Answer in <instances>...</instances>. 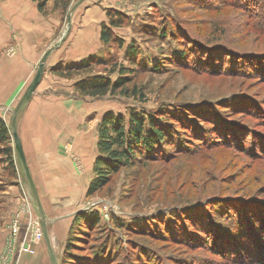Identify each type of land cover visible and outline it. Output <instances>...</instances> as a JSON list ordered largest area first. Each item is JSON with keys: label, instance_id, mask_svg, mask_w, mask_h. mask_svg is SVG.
I'll use <instances>...</instances> for the list:
<instances>
[{"label": "rangeland", "instance_id": "374dc122", "mask_svg": "<svg viewBox=\"0 0 264 264\" xmlns=\"http://www.w3.org/2000/svg\"><path fill=\"white\" fill-rule=\"evenodd\" d=\"M78 1L70 0L67 7L65 0L48 2L42 14L55 18L58 27L51 44L41 48L33 76L45 50L59 43L71 14V32L47 59L44 78L73 83V97L85 102L90 130L84 131L95 135V160L99 124L108 112L122 114L129 122L133 110L177 114L192 108L207 121L194 119L203 127L202 137L181 136L189 142V151L179 153L162 144L158 158L146 163L136 159L121 167L92 195L88 189L96 176L95 160L91 156L85 166L74 156L73 186L81 191L78 211L58 247L59 264H260V255L251 249L264 234L255 204L264 202V0H84L72 11ZM110 9L128 16L123 26L113 28L124 48L100 39ZM76 39L97 41L84 58H106L108 65L92 66V74L73 72L70 78L56 73L55 68L70 62L65 49ZM19 45L1 49L0 55L14 56ZM133 49L138 50L136 56ZM183 50L188 53L183 55ZM61 55L64 59L57 61ZM135 60L140 65H133ZM116 65L132 68L123 75L127 84L122 90L101 97L77 93L74 84L83 77L119 78V71L111 73ZM17 100L11 103L13 112ZM233 126L239 135L232 141L222 130ZM7 146L13 149L11 156L1 153L5 146L0 144V264H19L22 254L17 247L29 240L26 230L40 212L11 129ZM83 214L99 217L85 227L78 219ZM43 241L33 243L34 253L23 254H35Z\"/></svg>", "mask_w": 264, "mask_h": 264}, {"label": "crops", "instance_id": "0c3cea01", "mask_svg": "<svg viewBox=\"0 0 264 264\" xmlns=\"http://www.w3.org/2000/svg\"><path fill=\"white\" fill-rule=\"evenodd\" d=\"M57 27L58 21L46 19L33 0H0V50L20 44L14 56L0 55V116L6 122L12 123L11 103L20 97L22 89H27L26 83L34 77L33 69L42 54L41 48L51 44ZM62 44L52 50L48 58L62 48ZM96 44L97 41L92 44L89 40L76 39L65 49L64 57L79 61L92 53ZM62 58L58 56L57 61ZM44 77L45 72L31 99L20 109L17 131L45 212L47 233L58 256L60 241L66 237L78 211L81 191L79 185L73 186L72 158L79 157L86 166L91 156L95 160L97 142L95 135L91 137L84 131L85 128L90 130L86 124L88 115L84 114L87 108L84 101L73 97V83ZM62 91H68V95ZM80 174L76 176L77 183H81ZM66 180L70 181L69 185ZM87 189L88 185L84 191ZM29 192L36 201L30 189ZM49 263L52 264L46 236L35 254H22L19 261V264Z\"/></svg>", "mask_w": 264, "mask_h": 264}, {"label": "trees", "instance_id": "16d2710c", "mask_svg": "<svg viewBox=\"0 0 264 264\" xmlns=\"http://www.w3.org/2000/svg\"><path fill=\"white\" fill-rule=\"evenodd\" d=\"M33 1L37 2L38 9L41 13H47V4L50 0ZM69 1L70 0H65V7H67ZM244 6H247V8H249L251 4L243 3L242 7ZM107 16L109 21L102 22L100 34L101 41L108 46H111L115 42H119L120 47L124 48V43L121 40L118 41L115 38L113 28L123 26L126 23L128 16L116 9L108 10ZM259 26L260 24L258 25V27ZM131 52L134 56L138 54L137 49H133L131 50ZM184 52L185 51L183 50V55H186V53H188ZM95 65L106 66L108 65V61L106 58L90 55L79 61H70L65 66H59L55 68L54 71L59 75L70 78L75 73H80L82 71H86L88 74H92L91 68ZM133 65H140V62L138 60H135ZM128 70L132 71V68H126L121 65H116L111 70V73L119 71L121 76L116 80H113L112 78H110V76H104L101 74L87 76L81 78L74 84L75 89L80 95L93 97H101L107 95L108 93L116 92L119 89L122 90L127 84V78L123 75L125 74V71ZM256 70L260 71L259 68H256ZM191 109L185 108V112L178 111L177 114L173 112L162 113L161 109L147 112H136L135 110H133L131 112V120L129 122L122 114H116L114 112L106 113L103 116L101 123L99 124V155L97 156L94 163V172L96 176L89 186L88 194L92 195L97 191H100L111 181V177L114 173L119 172L121 167L123 166L131 165L132 163H134V160L140 159V161H145L146 163L152 158H158L159 155H162L160 154V152L164 151L162 144H165V146L168 147V150L177 149V152L179 153H182L185 150L189 151L190 148L188 147L189 145H187V143L189 142L186 143V139H181V136L189 134L188 137L191 138L202 137L203 135L201 132V128L203 127H201L200 124H196L194 122V119L197 118L200 119V121L205 120L201 118L200 114L196 113L195 109L192 110V112L190 111ZM167 117H170L171 119H169L168 121L166 120ZM209 121L210 120H208V122ZM162 122L169 124L170 126H162ZM223 125L226 127V124ZM220 127L223 128V126H219L218 128ZM235 129L236 127H234V129L222 130V133L226 136H230L233 141V139L235 140L239 135V133L235 131ZM173 139L174 141H172ZM177 139L178 143H176ZM220 141L218 140L217 142ZM9 142L10 127L0 117V144L5 146L1 153L11 156L13 149L10 146H7ZM260 150H262V147H260ZM249 202L257 201L249 200ZM255 204L257 205L256 210L260 213L259 218L263 227L264 202L258 201ZM98 217L99 216L97 215L93 216L83 214L78 219L79 222L82 221L85 227H90V225L94 223L95 219H97ZM255 222H253V224L251 225L254 233L251 234L249 239H251L252 241L256 238ZM258 236H260V234ZM261 236L263 238L261 237L260 239L259 237V240L257 239L258 243L256 247L251 250H255L258 253V255L256 254L257 257L260 255L259 263L264 264V234ZM71 243L72 245H75V243Z\"/></svg>", "mask_w": 264, "mask_h": 264}, {"label": "water", "instance_id": "95a60500", "mask_svg": "<svg viewBox=\"0 0 264 264\" xmlns=\"http://www.w3.org/2000/svg\"><path fill=\"white\" fill-rule=\"evenodd\" d=\"M83 1L84 0H79L73 6L72 11H74ZM71 29H72V15L70 14L69 18H68V24H67V27H66V31L62 35L59 43H57L56 45H54L53 47H51L50 49H48L44 53L39 65H38L37 72H36L33 80L29 84L26 92L23 94L21 100L19 101V103H18V105H17V107L15 109L14 117H13V120H12V123H11V135L13 137L15 149H16L17 155H18V157L20 159L21 165L23 167V170H24V173H25V178H26V181L28 183L29 189H30L31 193L34 196V199L36 200V203L38 204V208H39V212H40V218H41L43 231H44V236H46V238L48 240V244H49V250H50V256H51V263L52 264H59V261H58L57 254H56V252L54 251V248L51 245L50 238H49L48 233H47L45 212H44L43 206L40 203V199H39L38 194H37L36 186H35L34 180L32 178V175H31V172H30V168L28 166V162H27L24 150H23L22 141H21V139H20V137L18 135L17 118H18V114H19L20 109L22 108V106L31 99L33 93L36 91L38 85L42 81V78H43V75H44V72H45V68H46V61H47V58H48L49 54L52 52V50H54L57 47H59L60 44L63 43L67 39L68 35L71 32Z\"/></svg>", "mask_w": 264, "mask_h": 264}, {"label": "built area", "instance_id": "2783aa9c", "mask_svg": "<svg viewBox=\"0 0 264 264\" xmlns=\"http://www.w3.org/2000/svg\"><path fill=\"white\" fill-rule=\"evenodd\" d=\"M29 234V240L27 241L28 238H26L21 244V246L17 247V251L20 255L25 252L34 253L35 250L33 243H38L42 239L44 240V231L40 217L36 221H31V223L29 224L26 230V236L28 237Z\"/></svg>", "mask_w": 264, "mask_h": 264}]
</instances>
